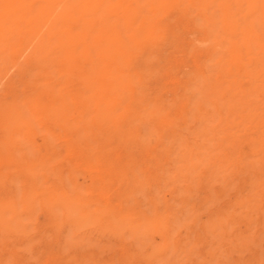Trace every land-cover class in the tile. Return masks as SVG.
Segmentation results:
<instances>
[{"label":"rangeland","instance_id":"rangeland-1","mask_svg":"<svg viewBox=\"0 0 264 264\" xmlns=\"http://www.w3.org/2000/svg\"><path fill=\"white\" fill-rule=\"evenodd\" d=\"M29 1L0 2V264H264V2L103 0L59 18ZM102 66L122 78L107 114L89 83Z\"/></svg>","mask_w":264,"mask_h":264},{"label":"bare ground","instance_id":"bare-ground-1","mask_svg":"<svg viewBox=\"0 0 264 264\" xmlns=\"http://www.w3.org/2000/svg\"><path fill=\"white\" fill-rule=\"evenodd\" d=\"M32 1V0H31ZM37 2V0H35ZM101 1L103 0H42V2H44V4L41 3V0H40V3L42 5V7L40 8V10L42 11V13H45V14H51L54 10H55V7L58 6V5H61L59 6L62 10H60V12H57V16L59 18H63V17H67L70 16V15H74L75 13H86V12H90L92 13L94 11V9L96 8L97 4L100 3ZM193 1V0H191ZM199 1H202V3L205 1V0H199ZM264 2V0H248V2L251 4V6H257L260 2ZM0 2L4 5H7L6 7H19L18 10L20 9V7L22 8L23 6V2L25 3L26 0H0ZM27 2H30L29 0H27ZM39 2V1H38ZM154 2V1H153ZM174 2V1H173ZM206 3L207 0L205 1ZM204 2V3H205ZM156 3V1H155ZM183 3V2H182ZM189 3V2H188ZM201 3V2H200ZM198 4L200 6H202L201 4ZM203 3V4H204ZM31 5L32 2L30 3ZM96 4V6L94 5ZM249 4V5H250ZM21 5V6H20ZM25 5V4H24ZM29 5V3H28ZM29 5V9H30V6ZM39 5V4H38ZM157 5V3H156ZM167 5V1H166V4ZM172 5V4H171ZM185 5V4H184ZM188 5V4H187ZM186 5V6H187ZM195 1H194V7L197 8L198 5H196ZM250 6V7H251ZM25 7L27 8V6L25 5ZM164 7V6H163ZM167 7V6H166ZM173 7V6H172ZM175 7V6H174ZM178 7V6H177ZM248 7V6H247ZM11 8V9H12ZM24 8V7H23ZM23 8L21 9V11L23 10ZM27 8V9H28ZM168 8V7H167ZM179 8V7H178ZM25 9V8H24ZM59 9V8H58ZM4 10V8H3ZM8 10V8H7ZM15 10V9H14ZM26 10V9H25ZM25 10H23L25 12ZM167 10V9H166ZM169 10V8H168ZM197 10V9H196ZM5 11V10H4ZM4 11H1L2 14ZM13 10H10V12L12 13ZM31 11V10H30ZM92 11V12H91ZM127 11V10H126ZM163 11V10H162ZM165 11V10H164ZM163 11V12H164ZM6 12V11H5ZM17 12V11H16ZM20 12V11H18ZM129 12V11H128ZM157 10H156V14H157ZM14 13V11H13ZM21 13V12H20ZM27 13V11H26ZM40 13V12H39ZM184 13V11H183ZM0 15L1 18H4V16H6L5 14L4 15ZM7 14H8V11H7ZM23 14V12L21 13ZM47 14V15H48ZM89 14V13H88ZM155 14V17H157ZM161 15L163 16V14L161 13ZM204 15V14H203ZM3 16V17H2ZM126 17V19H124L125 23L124 25L126 27H130L131 24L133 23L134 19H135V14H125L124 15ZM160 16V18L162 17ZM12 17V16H11ZM30 17V16H29ZM154 17V18H155ZM205 17V15H204ZM0 18V19H1ZM8 18V17H7ZM33 18V17H32ZM158 18V17H157ZM80 20V19H79ZM83 20V19H81ZM13 21V19H12ZM16 21V19L14 20V22ZM18 21V20H17ZM16 21V22H17ZM151 21V20H150ZM13 22V23H14ZM84 22V21H82ZM210 22V21H209ZM6 23V22H5ZM159 23V22H158ZM19 24V23H18ZM26 24V23H25ZM164 24V23H163ZM155 25V24H154ZM160 25V24H159ZM161 26H163L161 24ZM221 26L223 27L224 29V32L226 31L228 33V35L231 37L233 34H234V29H235V21H233L231 19V15L230 13H226L224 14L222 20H221ZM89 27H91L90 24H84L82 29L85 28V29H88ZM160 27V26H159ZM157 28V27H156ZM164 29V27H162ZM158 30V28H157ZM136 31H139V30H136L134 29L133 30V34L134 32ZM86 32V31H85ZM141 33V30L139 31ZM138 32V34H139ZM82 33V32H81ZM226 33V34H227ZM136 34V35H138ZM243 34L245 35V37L247 36H256V33H255V30L254 29H249L248 27V24L246 23L244 28H243ZM140 35V34H139ZM186 35V34H185ZM80 36V35H79ZM64 37V36H63ZM28 38V37H27ZM78 38V37H77ZM99 38V37H98ZM137 39V38H136ZM215 39V37L213 38ZM71 40V39H70ZM81 41V39H79ZM209 40V38L207 39ZM76 41V40H75ZM78 41V42H80ZM71 42V41H70ZM82 42V41H81ZM101 44H102V58L103 57H107L108 55L111 57V58H114L116 59L117 57L121 56V54L124 52L125 48H126V42H124L119 36L117 33H113V30L111 31H108V32H102L101 34ZM132 42V41H131ZM130 42V43H131ZM206 42V41H205ZM28 43V42H27ZM230 45H231V48H229V54L231 57H236V50L232 47L233 43L230 41L228 42ZM80 44V43H79ZM82 44V43H81ZM87 44V43H86ZM100 44V43H99ZM210 44V43H209ZM29 45V44H28ZM76 46H78L77 44H75ZM137 45V43H136ZM204 45V44H203ZM217 46V45H216ZM64 47V46H63ZM80 47V46H79ZM87 47V46H86ZM137 47V46H136ZM214 47V45H213ZM30 48V47H29ZM95 49V48H94ZM136 50V49H135ZM130 52V51H128ZM132 52V50H131ZM134 52V51H133ZM69 54V53H68ZM71 55V53H70ZM69 56V55H68ZM238 56V55H237ZM241 57V56H240ZM238 59V58H236ZM74 60V59H73ZM125 61V60H124ZM37 62V60H36ZM122 62V61H121ZM235 62V61H234ZM108 63V62H107ZM115 63H116V60H115ZM241 63V62H240ZM116 64H119V62L117 61ZM116 64H113V67L116 66ZM110 65V64H109ZM115 65V66H114ZM241 65L243 66V71H244V74L251 77L252 74L254 72H252L250 69H249V65L242 62ZM121 66H122V63H121ZM88 67V66H87ZM108 66H102V71L100 72V75L102 76L101 80H97V79H94L93 80H90L89 83H91L92 85L96 86V84L98 86H96L98 88V90L101 92V98H102V103L104 105V113H108L109 112V105L112 104L113 102H115V100H117L121 93H122V78L121 76L118 75L117 72H115V69H110V68H107ZM239 71V70H238ZM186 72V71H185ZM242 72V70H241ZM95 77V76H94ZM82 78V76H81ZM85 78V77H84ZM82 78V79H84ZM87 81V80H86ZM85 81V82H86ZM41 82V81H40ZM178 82V81H177ZM181 82H184V81H181ZM91 86V85H90ZM92 87V86H91ZM96 91V90H95ZM111 94H112V97H111ZM95 95V94H94ZM99 100V99H98ZM213 103V102H212ZM94 104V103H93ZM112 107V106H111ZM92 109V108H91ZM48 110V109H47ZM103 113V112H102ZM191 115V114H190ZM160 122H165L164 124H167L166 121H159ZM163 126V125H162ZM165 126V125H164ZM157 134V133H156ZM9 135V134H8ZM166 137V136H165ZM159 140V139H158ZM161 141V140H160ZM14 163V162H13ZM256 178V177H255ZM254 186V185H253ZM257 194V193H256ZM48 203L50 204V202L48 201ZM48 204V205H49ZM43 206V205H42ZM44 209V208H42ZM44 211V210H43ZM42 213V212H41ZM38 215V214H37ZM62 219V218H61ZM103 219V218H102ZM49 222V221H47ZM46 223V222H45ZM54 223V222H53ZM178 223V222H177ZM46 225V224H45ZM187 225V224H186ZM47 226V225H46ZM49 226V225H48ZM49 228V227H47ZM105 234V233H104ZM249 244V243H248ZM210 246V245H209Z\"/></svg>","mask_w":264,"mask_h":264}]
</instances>
